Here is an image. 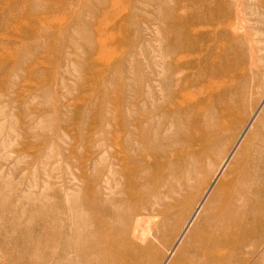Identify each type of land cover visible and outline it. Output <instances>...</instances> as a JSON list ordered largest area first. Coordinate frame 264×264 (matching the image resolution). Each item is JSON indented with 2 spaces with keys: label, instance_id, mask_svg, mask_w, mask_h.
I'll list each match as a JSON object with an SVG mask.
<instances>
[{
  "label": "rangeland",
  "instance_id": "1",
  "mask_svg": "<svg viewBox=\"0 0 264 264\" xmlns=\"http://www.w3.org/2000/svg\"><path fill=\"white\" fill-rule=\"evenodd\" d=\"M263 206L264 0H0V264H264Z\"/></svg>",
  "mask_w": 264,
  "mask_h": 264
},
{
  "label": "bare ground",
  "instance_id": "2",
  "mask_svg": "<svg viewBox=\"0 0 264 264\" xmlns=\"http://www.w3.org/2000/svg\"><path fill=\"white\" fill-rule=\"evenodd\" d=\"M129 173H130L129 171H125L124 175L126 177H128ZM263 209H264V206H263ZM263 213L261 215L256 216L257 221H261L263 219V216H264ZM236 217H240V216H234V218L232 217L231 220L225 222L224 225L227 228H232V227L237 226L238 223L236 221H238V220L236 219ZM97 224H98V227L95 229V231L98 234H102L105 231L107 232V229L109 226L104 221L100 220L97 222ZM240 227H241V224L239 225V228ZM197 238H198V236H197ZM197 238H196V240H197ZM85 239H88V238H83L82 240L80 239L81 245H79L77 247L79 250L78 254L81 256V257L78 256V254H77L78 257L76 256L77 258H80L79 262L78 261L76 262L77 259L76 260L74 259L76 263H74V262L69 263L68 262L69 264H72V263L73 264H117L120 260H126L127 261L126 263L131 264V263H133V261H137L138 259H141V257H144L143 251H139V250H138V252L135 253V255L133 254L134 252L131 253V252L121 251V250H120V252L118 250L115 251L116 249L113 248V246H116V243H114L112 240H111V242H107L106 246L103 244L101 246H99V245H94L92 243L86 242ZM192 240H194V238H192ZM201 244L203 245V249L207 250L208 248L218 246L219 244L229 245L230 241L228 239H226L225 237H218L216 235L215 237L212 236V237H209L206 239H201ZM194 246H196V247H194ZM194 246L193 247L195 249H199V247H200L199 244H195ZM233 248H234L233 252L236 253V251H239L242 248V245L240 243H238V245H236V247L233 246ZM89 250H93L97 254V260L96 261L93 262V260L92 261L89 260V258H88L90 255ZM118 253H120V255H118ZM111 254L115 255V258L111 257ZM128 255H129V257H127ZM209 255H211L210 251H209ZM57 256H61V255H57ZM51 260H54V259H51ZM214 261H218V264H227V262L228 263L230 262V259L227 262H224V259H218V260L214 259ZM40 262H39L40 264H51L48 259H44V260L42 259V261L40 260ZM54 264H63V263L57 262ZM171 264H175V263L173 262Z\"/></svg>",
  "mask_w": 264,
  "mask_h": 264
}]
</instances>
